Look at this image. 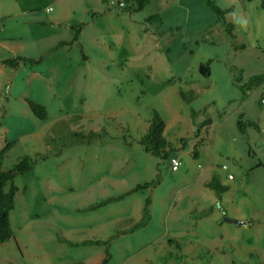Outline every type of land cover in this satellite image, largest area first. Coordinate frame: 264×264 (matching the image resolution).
<instances>
[{"label":"rangeland","instance_id":"obj_1","mask_svg":"<svg viewBox=\"0 0 264 264\" xmlns=\"http://www.w3.org/2000/svg\"><path fill=\"white\" fill-rule=\"evenodd\" d=\"M31 2L34 12L11 19L7 35L20 36L21 42L8 44L37 59L44 54L29 45L27 28L59 11L60 3ZM63 2L82 25V53L89 60L74 46L68 62L60 51L59 58L53 53L27 64V70H64L52 78L60 92L52 90V98L41 101L50 115L59 110L71 117L55 125L53 116L48 125L32 114L25 119L8 108L25 86V73L15 76L12 96L1 86L4 80L12 83L13 75L0 76V149L13 143L2 168L10 170L25 156L36 161L13 181L18 189L9 214L13 237L0 246V264H99L104 246L64 245L62 238L108 242V264H264V82L248 84L264 73V0H150L135 25L97 12L94 0ZM207 2L227 10L233 40ZM157 7L161 20L152 26L146 19ZM206 62L210 75L203 77L198 67ZM153 113L165 124L166 160L146 154L139 144ZM239 117L258 129L240 133ZM205 120L209 124L202 126ZM41 125L48 129L52 153L63 150L56 159L31 152L27 134ZM88 133L105 139L87 148ZM172 157L179 161L176 171L169 166ZM212 178L224 193L206 186ZM152 181L154 187L91 210ZM146 198L149 222L135 228L142 218L135 216L138 203Z\"/></svg>","mask_w":264,"mask_h":264},{"label":"crops","instance_id":"obj_2","mask_svg":"<svg viewBox=\"0 0 264 264\" xmlns=\"http://www.w3.org/2000/svg\"><path fill=\"white\" fill-rule=\"evenodd\" d=\"M52 1H53L52 3H54V4L60 3V7L58 9L59 11L56 10L51 16H46L44 21H42L40 19L39 20L34 19V20L30 21L31 26L29 28L26 27L29 31V37L32 39V42H30L29 45L30 44L34 45L37 49L41 50L40 54L43 53L44 55L39 57V58H42V61H43V58H45V57H48V59H50V57H52L51 55H54L53 53H60V51H64V52H61L62 53V56H61L62 62L63 61L68 62V60H69L68 56L70 55L74 46L77 47L78 49L80 46L82 49L83 42H82L81 34H80L82 28H81L78 36H77V40L74 41L75 29H77L80 25H78V21L76 18L73 19L70 16V14L73 13V10H72L73 7L70 6L69 4L63 2V0H52ZM106 1L107 0H94V4L98 5L99 9H96V10H98L97 12L103 13V15L106 16L107 18L115 19L119 22L120 21H123V22L126 21V22H129L131 25H135L136 20H137V16L140 13H142V11H140V12L124 11L125 14H121L122 11L118 10L115 7V0H112V1L110 0L109 2L108 1L106 2ZM104 4H106V6ZM33 5L34 4H33V2H31V0H0V76H6L7 77L11 74L14 77L12 83L9 80L2 81L1 89H6V87H8V95L12 96L13 95V89L15 88V86H14V81L16 78L15 76L18 75L19 73H22V72L25 73L24 74L25 86L17 89L16 95H15L16 99H14L15 102L12 104L11 103L9 104L8 99L6 100V104H9L8 108L13 107V109L19 110L21 112V114L25 117V119H29V117H30L29 115H31V112L28 108L27 101H31V102L40 104V105L44 106L47 110L48 103H44L45 99L49 98V97L52 98V95H51L52 94L51 92H53L52 90H55L54 92H60V90L62 88V86L59 83L54 85L53 79L56 77L60 78L61 73L64 74V72H62L64 70L63 69L60 70L58 68L53 69V70H49L45 73H39V72H33L32 70H27V64H25V63H19L15 68H10V67H7V66L2 64L3 61L14 60L16 58H25V59H31V60H37L38 59V58L33 59L34 58V57H32L33 55H29L32 53H29V52L22 53L23 51H17L15 48H13L11 46V44H8V43H15V42L17 43V41L21 42L22 38L20 36L15 37V36L11 35L12 37H9L7 35V33H9L11 30V28H9V31L7 32L8 26H11V24L9 25V22L11 21V19H15L17 17H20L23 14L33 13L34 12L33 11V8H34ZM46 9H48V8H46ZM46 9H45V13L51 12V11L46 12ZM159 11H160V8L157 7V13L152 15V16L156 15L157 21L149 22L148 18H150L152 16H150L146 19V21L149 22L150 25L153 26L154 24L158 23L161 20ZM89 16L92 19L96 16V13L89 14ZM138 20H140V19H138ZM33 25H38V26L42 27L40 29H43V30H34V29H32L35 27ZM115 29H114V31H115ZM114 34H115V32H114ZM61 53L58 54L57 58L60 57ZM21 56H23V57H21ZM65 59H67V60H65ZM82 59H83V61L89 60L88 58L85 57V55H84V58H82ZM32 65H30V66H32ZM34 81H35V83H37V82L41 83L42 87L41 88H35L33 90L32 87H30V85ZM41 100H44V102ZM56 112L57 113L54 112V113H51V115H50V113L47 110V117L45 120H42V121H44V123L45 122L47 123L45 125H48L50 116L51 117L53 116L52 123H54V125L58 124L59 122L60 123L63 122L65 118L71 117L62 111L58 110ZM42 127H44V125H41L40 129H38L37 131H32L31 133L27 134L29 144H30L31 148H33V150H35V151H31V152H34L35 155L46 153L47 156H50L51 158L56 159L57 157L61 156V154H63V150L60 153H52L51 145L48 142V136H47L48 129H44ZM164 130H165V128H164ZM163 134H164V132H163ZM85 138L87 140L85 142L86 143L85 146L87 148H89L90 146H92L91 142L93 140H97V139L103 140V139H105V135H102L100 133H88ZM80 147H81V145H80ZM146 169L149 171V174H150L151 173V166L149 164L146 165ZM121 179L118 178L116 180V183L119 182ZM135 186H137V185H135ZM133 189H130L129 191L124 193V195L125 194H127V195H125L119 201H122L124 198L126 199V197H129L130 195L136 193V192L130 193ZM117 197H119V196H117ZM112 198H116V197H112ZM107 199H109V198H107ZM107 199H105V200H107ZM119 201H115V202L110 203V204H114V203H117ZM129 203H131V202H129ZM143 203H145V200ZM143 203L141 202V200L138 203L139 211H138V213L135 212V213H137L135 215L137 219H140V217L142 216V210L144 207ZM110 204H108V205H110ZM106 206H103V207H106ZM103 207H101V208H103ZM96 210H98V209H95L92 211H96ZM58 241H61L60 242L61 244L65 243L64 245H67V243L65 241L71 242V241L63 239V238L61 240H58ZM91 246L98 247L97 245H86V246H82V247H91Z\"/></svg>","mask_w":264,"mask_h":264},{"label":"trees","instance_id":"obj_3","mask_svg":"<svg viewBox=\"0 0 264 264\" xmlns=\"http://www.w3.org/2000/svg\"><path fill=\"white\" fill-rule=\"evenodd\" d=\"M127 3L129 6L126 8V11L128 12H140L142 11L149 3V0H128ZM207 6L215 13L217 16V21L222 26L225 34L233 40L235 37L232 34L233 32V26L230 23H227L225 21L224 15L227 13V10H222L219 7H217L214 3L207 2ZM148 21H157V17L152 16L148 18ZM82 28V25H80L77 29H75V36L74 41L77 40V36ZM236 48L243 49V46H238ZM80 53L82 55V58H84L82 49L79 46ZM42 61V58H38L37 60H31V59H25V58H16L14 60H6L3 61L2 64L10 67L15 68L19 63H25L28 65L32 64H38ZM198 72L203 77H208L210 75V69H209V62H206L205 64H201L198 67ZM264 82V73L260 75L252 76L249 79V86H259ZM180 97H182V94H179ZM28 108L31 112V114L37 119V120H45L47 117V110L44 106L27 101ZM209 120H205L202 123V126L208 125ZM164 128L165 124L164 121L158 116L157 113H153V116L149 122V126L147 128L146 134L140 138L139 144L141 145L143 151L146 154H149L153 157L160 158L162 160H166L169 154V146L168 142L164 137ZM246 128H253L258 129V126L253 122H242L241 118L239 117L237 120V129L240 133L244 134L246 131ZM196 134H199V130L196 131ZM13 147V143H6L4 147L0 150V246L3 244H6L9 242L13 237L12 228L9 221V214L14 209V199L15 195L18 192L17 187L14 185L13 181L17 176L24 175L28 172H30L34 165H35V159L31 158L29 156H25L21 158L20 160L15 163L12 168L8 171H4L2 166L3 162L7 156V153L9 150ZM193 157H197V152H193ZM40 159H44V156H40ZM157 182L152 181L149 183H145L142 185H137L130 193L136 192L138 190L148 189L150 187H154ZM206 186L213 190L216 194H222L226 190L225 187H222L219 185L217 179L212 178L209 182L206 183ZM127 195V194H125ZM125 195L116 197V198H110L107 200L102 201L100 204L94 206L91 208V210H95L100 206H104L110 203H113L115 201L121 200ZM150 205V199L146 198L144 207L142 210V218L141 220L135 225V228L145 226L149 222V209ZM70 246H86V245H101L104 246V254L99 262V264H108L110 261V253L108 252V242H102V241H82L80 243H71L68 241H65ZM169 244H175L173 241H168ZM175 246L178 247V245L175 244Z\"/></svg>","mask_w":264,"mask_h":264},{"label":"built area","instance_id":"obj_4","mask_svg":"<svg viewBox=\"0 0 264 264\" xmlns=\"http://www.w3.org/2000/svg\"><path fill=\"white\" fill-rule=\"evenodd\" d=\"M128 0H115V7L118 9V10H121V11H126V8L129 6V4L127 3ZM51 9L48 8L46 9V12H50ZM264 100H261V103H263ZM169 166H170V169L172 171H176L178 169V166H179V161L176 159V158H170V162H169ZM223 171H227V167L226 166H222L221 168ZM227 178L228 179H232V176L230 174L227 175Z\"/></svg>","mask_w":264,"mask_h":264},{"label":"water","instance_id":"obj_5","mask_svg":"<svg viewBox=\"0 0 264 264\" xmlns=\"http://www.w3.org/2000/svg\"><path fill=\"white\" fill-rule=\"evenodd\" d=\"M237 224H244L243 222H236Z\"/></svg>","mask_w":264,"mask_h":264}]
</instances>
